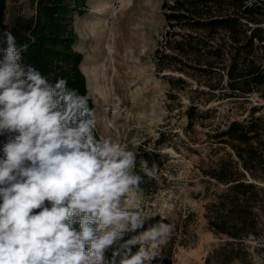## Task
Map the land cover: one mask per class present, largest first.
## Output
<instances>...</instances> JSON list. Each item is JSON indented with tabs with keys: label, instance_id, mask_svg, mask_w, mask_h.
Masks as SVG:
<instances>
[{
	"label": "rangeland",
	"instance_id": "1",
	"mask_svg": "<svg viewBox=\"0 0 264 264\" xmlns=\"http://www.w3.org/2000/svg\"><path fill=\"white\" fill-rule=\"evenodd\" d=\"M38 1L0 0V35H28ZM164 1L62 0L69 12L55 17L56 32L45 34L52 36L46 42L63 56L48 66L40 62L31 67L53 84L66 79L70 89L78 69L83 83L74 90L89 98L97 121L94 135L111 137L135 151V171L140 175V161L157 166L156 180L143 176L140 192L131 198L149 219L163 218L173 226L158 249L163 264H253V255L261 257L256 264H264V248L255 246L256 241H264V207L256 208L257 233L245 238L244 250L237 251L238 245L229 244L230 237L216 234L209 225L208 206L227 185L206 171L219 166L232 151L221 141L230 135L219 136L218 131L234 120L249 119L253 106L264 105V85L247 97L229 96L232 48L221 61L205 52L188 56L184 72L160 69L156 49L169 28ZM194 35L207 36L204 30ZM174 37L181 39L182 33ZM223 39L228 42V34L219 32L212 43ZM243 57L248 64L264 67L263 43L255 39ZM210 61L220 69L204 71ZM193 105L195 110H189ZM109 122L113 127L107 126ZM11 135H0V150Z\"/></svg>",
	"mask_w": 264,
	"mask_h": 264
},
{
	"label": "clouds",
	"instance_id": "2",
	"mask_svg": "<svg viewBox=\"0 0 264 264\" xmlns=\"http://www.w3.org/2000/svg\"><path fill=\"white\" fill-rule=\"evenodd\" d=\"M3 42L0 135H15L0 158V264H163L173 226L131 198L143 182L136 152L98 139L89 98L25 65L27 45L10 32ZM140 171L157 166L142 160Z\"/></svg>",
	"mask_w": 264,
	"mask_h": 264
},
{
	"label": "trees",
	"instance_id": "3",
	"mask_svg": "<svg viewBox=\"0 0 264 264\" xmlns=\"http://www.w3.org/2000/svg\"><path fill=\"white\" fill-rule=\"evenodd\" d=\"M163 9L169 28L156 49L160 69L174 68L184 72L187 66L184 63H189L188 56L205 52L221 61L227 48H232L234 53L228 66L229 96L247 97L264 85V67L255 62L248 64L243 57L245 49L254 47L255 39L264 45V0H165ZM68 12V6L62 0L38 1L37 16L27 26L29 36L23 33L14 35L18 47L27 45L22 53L25 65L41 62V66H48L64 53L46 42L52 36L45 33L56 32L53 29L55 17L65 16ZM200 30L207 34L203 39L194 35V31ZM219 32L227 33L229 41L223 39L213 44V36ZM181 33V39L174 37ZM3 37L0 35V48L6 47ZM57 39L58 35L54 36L53 40ZM168 49L171 51L167 52ZM2 55L0 53V58ZM213 64L210 61L204 71L220 69ZM198 66L201 67L200 64ZM82 81L83 77L77 69L70 84L73 89H80ZM189 110L194 111L195 106ZM191 113L189 111L188 115L193 119ZM227 134L230 138H221V141L229 144L232 151L227 153V158L221 159L219 166L206 170L227 185L217 200L209 204L208 220L216 234L230 237L229 244H236L237 251H243L244 239L257 233L259 216L256 208L264 207V105L253 106L249 119L234 120L227 129L218 131L219 136ZM2 157L3 147L0 150ZM141 176H145L143 172Z\"/></svg>",
	"mask_w": 264,
	"mask_h": 264
}]
</instances>
